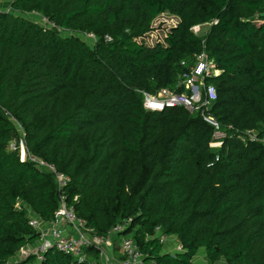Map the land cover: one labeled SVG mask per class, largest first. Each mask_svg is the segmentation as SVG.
Listing matches in <instances>:
<instances>
[{
    "label": "trees",
    "instance_id": "16d2710c",
    "mask_svg": "<svg viewBox=\"0 0 264 264\" xmlns=\"http://www.w3.org/2000/svg\"><path fill=\"white\" fill-rule=\"evenodd\" d=\"M11 8L0 9V264H38L14 259L39 237L30 214L50 222L59 207L54 176L21 160V140L70 178L69 200L99 236L132 219L125 232L143 264H196L201 252L211 264H264V0H11ZM163 14L178 19L165 44L139 41ZM206 24V36L193 31ZM204 52L221 71L207 79L226 134L220 148L199 112L143 104L142 92H186L181 63ZM157 234L181 250L165 249ZM101 259L98 249L84 262L49 251L40 264Z\"/></svg>",
    "mask_w": 264,
    "mask_h": 264
},
{
    "label": "built area",
    "instance_id": "2783aa9c",
    "mask_svg": "<svg viewBox=\"0 0 264 264\" xmlns=\"http://www.w3.org/2000/svg\"><path fill=\"white\" fill-rule=\"evenodd\" d=\"M1 1L11 3V0H0V3ZM165 15L163 14L159 18L162 17L161 19H163ZM170 19L174 20L172 24L166 25L164 21L158 28L153 26V30L145 37L140 38L139 41L150 47H155L160 43L165 44L168 32L178 24L177 18L170 16ZM196 27L193 28L195 33ZM151 38L153 40L147 42ZM181 66L185 70L179 78L178 86L184 87L186 92L178 93L167 88L159 90L156 94L142 92L145 109L152 112H163L167 109L184 107L190 112H199L202 119L214 128L216 141L221 142L226 137V134L210 112L213 103L217 100V90L214 85L207 82L208 78L219 76L221 71L217 69L214 60L210 59L205 52L201 53L193 64L183 61ZM22 133L23 131L21 130ZM248 135L251 139L257 138L253 132H249ZM21 148L25 149L27 153L23 140L20 142ZM11 149L16 150V145L12 144ZM21 160H29L40 169L54 176L58 187L59 207L54 219L50 222L43 221L40 217L30 214V226L36 230L39 237L35 243L22 248L17 253L14 258L17 262L33 257L40 264L44 261L45 255L49 251L60 252L77 259L79 262H84L88 257L89 251L98 249L102 258L99 264H143L144 255L135 242L133 234L125 232L132 225V219L113 227L107 237L99 236L92 228L87 226L84 219L77 216L67 194L70 182V178L67 175L59 172L54 165L28 153L26 158L23 157ZM77 200L78 197L76 196L73 202ZM115 237L119 239L118 246L123 259H117L113 252V239ZM156 237L160 238L162 243H166L170 238L161 234H157ZM176 250H181V247H177ZM88 264H93V262Z\"/></svg>",
    "mask_w": 264,
    "mask_h": 264
},
{
    "label": "rangeland",
    "instance_id": "374dc122",
    "mask_svg": "<svg viewBox=\"0 0 264 264\" xmlns=\"http://www.w3.org/2000/svg\"><path fill=\"white\" fill-rule=\"evenodd\" d=\"M7 3V4H6ZM3 9L5 8L4 10H7V12H13L12 8H11V3H8L7 1H1L0 3V9ZM170 16L169 14H166L163 19L159 18L157 20L156 23L153 24L154 28H158V26L162 23V22H166V25H170L172 24V22L174 20L170 19ZM43 20L45 21V23L49 24L48 21H46L44 18ZM211 25V24H210ZM210 25L209 24H206V25H202L200 27H196L195 28V31L197 34H199L200 36H206V34L208 33L209 31V28H210ZM61 32L63 33V35H67V36H71L72 33H65L66 30H61ZM153 38L149 39L147 42H150L152 41ZM20 128V127H19ZM21 129V128H20ZM215 147H218L220 148L221 147V142H217L215 144ZM20 154H21V158L25 157L26 158V152H25V149H20ZM179 243L177 242V240L172 237V238H169L168 241L165 243V249L167 250H175L177 247H179L178 245ZM194 263L196 264H211L209 261L206 260V256H205V253L204 252H201L200 254H198L194 259H193ZM217 264H224V262H220V263H217Z\"/></svg>",
    "mask_w": 264,
    "mask_h": 264
},
{
    "label": "crops",
    "instance_id": "0c3cea01",
    "mask_svg": "<svg viewBox=\"0 0 264 264\" xmlns=\"http://www.w3.org/2000/svg\"><path fill=\"white\" fill-rule=\"evenodd\" d=\"M113 241H115L114 246H113V252L115 254V257L117 258L121 256L120 251H119V246H118V238H114Z\"/></svg>",
    "mask_w": 264,
    "mask_h": 264
}]
</instances>
